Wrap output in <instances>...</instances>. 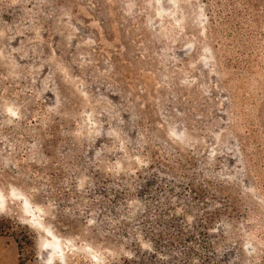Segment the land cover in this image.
I'll list each match as a JSON object with an SVG mask.
<instances>
[{
  "label": "rangeland",
  "instance_id": "374dc122",
  "mask_svg": "<svg viewBox=\"0 0 264 264\" xmlns=\"http://www.w3.org/2000/svg\"><path fill=\"white\" fill-rule=\"evenodd\" d=\"M0 264H264V0H0Z\"/></svg>",
  "mask_w": 264,
  "mask_h": 264
}]
</instances>
